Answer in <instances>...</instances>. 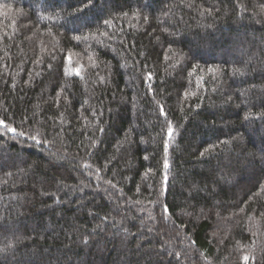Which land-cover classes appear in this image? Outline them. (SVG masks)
I'll list each match as a JSON object with an SVG mask.
<instances>
[{
	"label": "trees",
	"instance_id": "16d2710c",
	"mask_svg": "<svg viewBox=\"0 0 264 264\" xmlns=\"http://www.w3.org/2000/svg\"><path fill=\"white\" fill-rule=\"evenodd\" d=\"M0 121V264H264V0H0Z\"/></svg>",
	"mask_w": 264,
	"mask_h": 264
},
{
	"label": "snow or ice",
	"instance_id": "6c2138e0",
	"mask_svg": "<svg viewBox=\"0 0 264 264\" xmlns=\"http://www.w3.org/2000/svg\"><path fill=\"white\" fill-rule=\"evenodd\" d=\"M209 71H211V69H209ZM79 74H80L79 71H77V75H79ZM2 123H3V122L0 121V124H2ZM12 131L15 132V129H12ZM172 134H173V131H172L171 128H169V132H168L169 137H171ZM167 167H168V164L165 163V168H167ZM244 259H245V261H247L249 258H248L247 256H245Z\"/></svg>",
	"mask_w": 264,
	"mask_h": 264
}]
</instances>
